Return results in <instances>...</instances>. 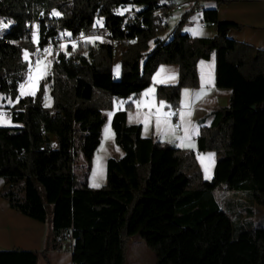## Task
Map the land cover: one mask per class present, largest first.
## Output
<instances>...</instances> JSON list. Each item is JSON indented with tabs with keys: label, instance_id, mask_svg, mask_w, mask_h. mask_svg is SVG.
<instances>
[{
	"label": "trees",
	"instance_id": "obj_1",
	"mask_svg": "<svg viewBox=\"0 0 264 264\" xmlns=\"http://www.w3.org/2000/svg\"><path fill=\"white\" fill-rule=\"evenodd\" d=\"M172 2L0 0V21L9 24L0 34V95L12 101L4 106L11 125H0V196L47 226L40 250L0 249V264H36L38 257L47 264V250L60 249L65 233L70 264H125L131 236L142 239L153 264H264V221L248 223L250 229L241 224L232 235L211 192L220 185L246 190L264 207V50L228 38L227 29L237 25L216 21L209 8L201 19L214 22L212 35L181 31L186 9L160 36ZM128 6L131 14L122 9ZM98 17L104 40L56 52L45 78L49 106L42 80L32 94L17 97L27 73L23 50L41 47L61 31L76 36ZM110 39L118 41L115 50ZM210 53L214 86L229 89L227 104L211 107L210 122L194 137L197 151L214 153L211 177L202 179L191 149L141 136L139 124H127L131 104L125 103L109 118L122 153L105 159L103 184L88 186L103 113L113 99L135 96L159 64L172 63L176 80L155 85L154 96L177 105L181 88L197 87L196 61Z\"/></svg>",
	"mask_w": 264,
	"mask_h": 264
},
{
	"label": "crops",
	"instance_id": "obj_2",
	"mask_svg": "<svg viewBox=\"0 0 264 264\" xmlns=\"http://www.w3.org/2000/svg\"><path fill=\"white\" fill-rule=\"evenodd\" d=\"M193 3L197 6L199 13L189 12L181 31L191 36L212 35L213 26L208 32L198 31L200 33L198 35H194V32H197L198 20L201 18V10L204 8L214 9L216 21L232 22L237 25L227 29L226 36L228 38L245 42L255 48L264 50V0H229L221 3H215L214 0H194ZM180 12L176 10L167 12L163 18L164 25L159 34L160 36L168 31V29L166 31L164 30L168 18L173 16L176 20ZM22 57L24 58L23 55ZM195 65L198 80L197 87H183L180 89L176 117L183 125L178 133L172 132V115L170 121V115L165 116L167 113L164 110L169 104L163 99H156L154 96L155 85L171 84L176 80L177 68L175 64H159L150 76L149 85L141 89L135 96L130 95L123 99L122 104H131V108L125 111V122L127 124H139L141 136H151L159 141L169 142L178 148L191 149L200 167L201 176L202 169L198 157L201 158L203 164L206 166L208 172L204 178L208 179L211 177L214 153L212 151H197L194 137L199 125H207L210 122L211 116L208 114L210 108L227 104L229 89L216 88L214 86L212 53L206 59H198ZM183 95H187L188 98L185 99ZM117 109H121V107H116L109 111L107 117L108 124L112 111ZM179 128L180 125L178 122V128L174 130H178ZM48 137L52 138L49 143L53 147L54 139L50 134H48ZM109 139L113 141L111 128L109 130ZM99 145L100 140L96 147ZM96 147L91 157L90 169L86 178V184L90 187H95L94 185H101L103 183L105 159L109 156L108 152L99 156L98 162L101 164V173L98 172L99 175L92 174ZM112 147L113 157L121 155V149L116 144H112ZM209 157L211 158L209 159ZM95 180L98 182L94 183ZM2 184L3 180L0 178V188ZM244 221L247 224L250 223L252 226L261 224L257 221L252 223L249 216ZM46 229L47 226L44 222L34 220L8 207L5 199L0 196V249H28L38 251L42 248ZM46 259L47 264H70L69 249H49L46 252ZM153 263L154 255L145 246L142 239L138 236L129 237L126 244L125 264ZM36 264H43L42 258L38 257Z\"/></svg>",
	"mask_w": 264,
	"mask_h": 264
},
{
	"label": "rangeland",
	"instance_id": "obj_3",
	"mask_svg": "<svg viewBox=\"0 0 264 264\" xmlns=\"http://www.w3.org/2000/svg\"><path fill=\"white\" fill-rule=\"evenodd\" d=\"M177 1V0H175ZM128 9L126 11L128 14H131L133 12V9H131L129 6L122 8ZM130 9V10H129ZM121 10V11H123ZM173 15V14H172ZM97 21H100L98 24ZM176 20L173 18V16H170L166 22V25L164 26V30L166 31L169 29L172 24ZM185 25V24H184ZM211 29V27H205V28H198L197 31H204L208 32ZM35 34V28L32 26V32L30 35V42L32 41L35 43L36 36ZM105 31L102 27V18L98 17L95 18L92 24V27L85 31L78 34V39L75 40H68L61 43L56 44L53 47H49L44 50V53L35 60L33 63L29 64V61L31 62V58L33 56V51H22V55L25 57V53L28 54L27 67H26V78L22 82V84L19 86L17 90V97L22 96L21 92L23 91L26 94H32L38 82L40 80L44 81V103L46 106H49V91H48V82L45 80L46 76L49 73V67L51 65V62L53 58L55 57V53L57 51H64L67 52V49H73L78 44H93L95 42H98L100 40L105 39ZM169 36L167 33L166 37ZM47 50V51H46ZM117 69H119L118 63H114L112 66V74L116 78L117 77ZM185 99L188 98L187 95H183ZM125 99V98H124ZM121 98L113 99L111 110L115 109L116 107L123 108L124 104H122ZM12 103L7 98H2L0 95V125H11V122L9 120V117L7 115L8 111L4 106H9ZM122 105V106H120ZM180 106V104H178ZM167 110V111H166ZM109 111H104L105 116V122L101 127V138H100V145L96 148V152H94V163H93V173L99 175L98 172L101 173V164L98 162V158L100 155L108 152L109 156H112L113 154V147L112 144L113 141L109 139V124H108V115ZM165 116L170 117L173 113V110L171 109V106H168L165 110ZM163 118V117H162ZM163 121V119H161ZM178 120V119H177ZM180 128L178 130L172 129L173 133H178V131L182 128V122L179 121ZM48 142L52 140L51 137L47 138ZM199 163L202 169V179L208 180L207 178H204L208 172L206 169V166L203 164L201 158H199ZM77 168H75L76 170ZM98 173V174H97ZM104 180V179H103ZM98 181L95 180L94 183H97ZM104 182V181H103ZM103 184V183H102ZM97 187V186H95ZM212 196L219 205V207L226 213V215L229 217L231 221V227H232V235H236L237 231L239 230V226L242 224L245 229H250V225H246L244 220H247V217L249 216L252 223H255L257 221L258 223H262L264 221V207L254 203L250 198V193L246 190H228L225 189L222 185L215 187L212 191ZM246 217V218H245Z\"/></svg>",
	"mask_w": 264,
	"mask_h": 264
},
{
	"label": "built area",
	"instance_id": "obj_4",
	"mask_svg": "<svg viewBox=\"0 0 264 264\" xmlns=\"http://www.w3.org/2000/svg\"><path fill=\"white\" fill-rule=\"evenodd\" d=\"M193 2H194V0H179V1L172 2L170 5V8L167 10V12L170 10L183 11V10L188 9L191 13H199L197 6L194 5ZM114 13L116 14L117 10L114 9ZM163 25H164V21L162 19V20H160V26H163ZM213 25H214L213 21H210V20L206 21V20H203L201 18L198 20V27L199 28L212 27ZM2 30L3 29H0V34H1ZM75 39H78V35L70 37L65 31L59 32L54 38L47 39L45 44L42 45L41 47L34 46V49L32 50L33 56L31 58V62L29 61V64H31L35 60H37L42 55V53H44L45 49H47L49 47H53L58 43L68 41V40L72 41ZM109 42L111 44V50H115V47L118 44V41L110 39ZM171 109L173 110V114L171 117V120H172L171 126L173 129H177L178 128V120L176 117V112L178 110V106L177 105L171 106ZM61 248L69 249V234L68 233H65L63 235V238L61 240Z\"/></svg>",
	"mask_w": 264,
	"mask_h": 264
},
{
	"label": "snow or ice",
	"instance_id": "obj_5",
	"mask_svg": "<svg viewBox=\"0 0 264 264\" xmlns=\"http://www.w3.org/2000/svg\"><path fill=\"white\" fill-rule=\"evenodd\" d=\"M124 11H128V9H124ZM53 15H59V13L58 12H53L52 13ZM119 14H123V12H120ZM97 23L99 24L100 23V21H97ZM7 27H9V24H5V23H3L2 21H0V29H4V28H7ZM198 34H200L198 31L197 32H194V35H198ZM35 35V34H34ZM47 51V50H46ZM26 60L28 59V54L27 53H25V57H24ZM119 74V72H118V69H117V75ZM26 93H24L23 91L21 92V95H25ZM211 157H209V159H210ZM94 186H99V185H94Z\"/></svg>",
	"mask_w": 264,
	"mask_h": 264
}]
</instances>
